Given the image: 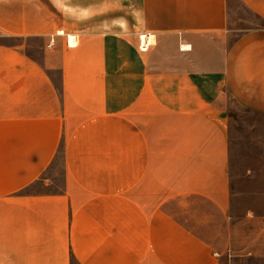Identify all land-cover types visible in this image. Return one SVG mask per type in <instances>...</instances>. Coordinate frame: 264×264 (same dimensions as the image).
I'll return each instance as SVG.
<instances>
[{"label":"crops","instance_id":"obj_1","mask_svg":"<svg viewBox=\"0 0 264 264\" xmlns=\"http://www.w3.org/2000/svg\"><path fill=\"white\" fill-rule=\"evenodd\" d=\"M230 21L231 0H0V264H221L228 130L200 105L264 113V25L225 47ZM61 143L63 189L28 190Z\"/></svg>","mask_w":264,"mask_h":264},{"label":"rangeland","instance_id":"obj_2","mask_svg":"<svg viewBox=\"0 0 264 264\" xmlns=\"http://www.w3.org/2000/svg\"><path fill=\"white\" fill-rule=\"evenodd\" d=\"M230 25L233 32L224 38L225 47H228L239 33L245 31L244 29L264 25V20L252 16L239 0H231ZM29 44L35 48L38 40L33 39ZM29 52L31 53V49ZM154 54L153 61H159L161 59L159 53ZM164 59L175 61L179 56L175 52H168ZM153 99H155L153 105L157 104L154 96ZM200 106L220 109L228 130L229 175L232 186L231 215L235 223L237 245L230 253L223 255L220 262L221 264H264V113L248 110L226 92L209 103L203 102ZM159 121L160 118L153 116V130L158 131ZM120 136L121 143L124 141L126 146V132H121ZM160 136V133L153 132V140H159ZM125 155L126 151L121 147V157ZM64 156L63 143H61L53 162L27 189L48 192L62 190L65 174ZM121 168L126 169V166ZM245 216L254 218L244 220L243 224L241 220ZM255 228L260 231L258 235ZM241 229L245 231L241 232ZM260 241L263 242L260 244L261 248L257 252H251L250 248H255L254 244Z\"/></svg>","mask_w":264,"mask_h":264},{"label":"bare ground","instance_id":"obj_3","mask_svg":"<svg viewBox=\"0 0 264 264\" xmlns=\"http://www.w3.org/2000/svg\"><path fill=\"white\" fill-rule=\"evenodd\" d=\"M123 24V23H122ZM141 43L143 47H149L150 45L155 43V36L153 34H148L147 40L145 38V34L141 35ZM182 49L183 50H190L191 46L189 44H182Z\"/></svg>","mask_w":264,"mask_h":264},{"label":"built area","instance_id":"obj_4","mask_svg":"<svg viewBox=\"0 0 264 264\" xmlns=\"http://www.w3.org/2000/svg\"><path fill=\"white\" fill-rule=\"evenodd\" d=\"M52 43H53V39H51V43H50V44H52ZM140 48H141L142 50H144V49L148 48V46H147V47H143V46H142V43H140Z\"/></svg>","mask_w":264,"mask_h":264}]
</instances>
